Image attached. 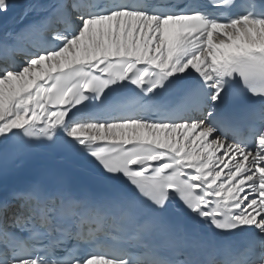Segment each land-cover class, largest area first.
Instances as JSON below:
<instances>
[{
  "label": "snow or ice",
  "instance_id": "obj_1",
  "mask_svg": "<svg viewBox=\"0 0 264 264\" xmlns=\"http://www.w3.org/2000/svg\"><path fill=\"white\" fill-rule=\"evenodd\" d=\"M0 264H264V0H0Z\"/></svg>",
  "mask_w": 264,
  "mask_h": 264
}]
</instances>
